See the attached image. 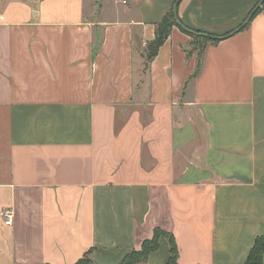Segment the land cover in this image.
<instances>
[{
	"label": "crops",
	"instance_id": "1",
	"mask_svg": "<svg viewBox=\"0 0 264 264\" xmlns=\"http://www.w3.org/2000/svg\"><path fill=\"white\" fill-rule=\"evenodd\" d=\"M175 1L0 0V264H118L156 228L178 264H245L264 234V5L242 27L260 0L179 1L219 37L192 78L180 26L148 56ZM170 255L162 235L136 264Z\"/></svg>",
	"mask_w": 264,
	"mask_h": 264
},
{
	"label": "trees",
	"instance_id": "2",
	"mask_svg": "<svg viewBox=\"0 0 264 264\" xmlns=\"http://www.w3.org/2000/svg\"><path fill=\"white\" fill-rule=\"evenodd\" d=\"M178 1L179 0L175 1L174 6L171 8V10L157 24L156 37L153 41L148 44V56L149 58H152L157 54L160 46L170 36L172 28L175 25H178L183 30L188 31L192 36V39L188 47L185 48V50L188 56L195 52L197 54V67L191 76L193 78L197 76L202 70L204 54L209 42H217L219 40V37L211 33H203L194 29H188L181 22H179V19L177 18L178 13L176 14L175 12L176 3ZM262 5H264V0H260L250 11L248 17L242 23V27L246 26L251 21V19L260 11ZM194 38L197 42H193ZM162 235H165L170 238L171 255L168 260V264H178V247L174 236L171 233L164 231L160 228L155 229L152 238L146 239L140 249H133L132 251L126 253L118 264H136L140 262H145L148 259L149 254L159 248V238ZM88 254L89 252L86 253L76 264H94L91 257L85 259L86 255ZM245 264H264V234L256 237L250 249V252L248 253Z\"/></svg>",
	"mask_w": 264,
	"mask_h": 264
},
{
	"label": "built area",
	"instance_id": "3",
	"mask_svg": "<svg viewBox=\"0 0 264 264\" xmlns=\"http://www.w3.org/2000/svg\"><path fill=\"white\" fill-rule=\"evenodd\" d=\"M1 215L4 219V222L6 224H13L14 222V218H15V212H14V209L11 208V207H6V208H3V210L1 211Z\"/></svg>",
	"mask_w": 264,
	"mask_h": 264
},
{
	"label": "rangeland",
	"instance_id": "4",
	"mask_svg": "<svg viewBox=\"0 0 264 264\" xmlns=\"http://www.w3.org/2000/svg\"><path fill=\"white\" fill-rule=\"evenodd\" d=\"M195 41H196V39L194 38L193 42H195ZM196 42H197V41H196ZM161 251H162V250H161ZM88 257H90L89 254L86 255L85 259H88ZM161 258H162V254H160V255L157 254L156 259H161Z\"/></svg>",
	"mask_w": 264,
	"mask_h": 264
},
{
	"label": "water",
	"instance_id": "5",
	"mask_svg": "<svg viewBox=\"0 0 264 264\" xmlns=\"http://www.w3.org/2000/svg\"><path fill=\"white\" fill-rule=\"evenodd\" d=\"M179 1H180V0H179ZM179 1L176 3V7H175V12H176V14H177V6H178ZM177 18H178V17H177ZM179 22H180V20H179Z\"/></svg>",
	"mask_w": 264,
	"mask_h": 264
}]
</instances>
